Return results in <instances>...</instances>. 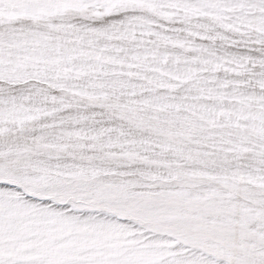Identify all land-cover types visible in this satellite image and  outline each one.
Masks as SVG:
<instances>
[{
  "label": "snow or ice",
  "instance_id": "snow-or-ice-1",
  "mask_svg": "<svg viewBox=\"0 0 264 264\" xmlns=\"http://www.w3.org/2000/svg\"><path fill=\"white\" fill-rule=\"evenodd\" d=\"M0 264H264V0H0Z\"/></svg>",
  "mask_w": 264,
  "mask_h": 264
}]
</instances>
